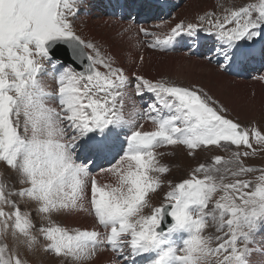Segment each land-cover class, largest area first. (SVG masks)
<instances>
[{
  "label": "snow or ice",
  "instance_id": "snow-or-ice-1",
  "mask_svg": "<svg viewBox=\"0 0 264 264\" xmlns=\"http://www.w3.org/2000/svg\"><path fill=\"white\" fill-rule=\"evenodd\" d=\"M82 7L83 0H0V162L14 173L0 172V264H26L3 242L8 229L23 236L29 247L37 242L35 224L17 198L38 202V211L46 214L94 212L104 233L39 229L48 241L46 251L75 264L93 261L105 244L124 264H250L253 252L264 251V241L257 239L264 224V174L245 191L249 181L224 184L221 177L217 183L211 173L220 169L200 165L196 171L206 173L202 179L193 175L183 180L166 193L165 203L143 214L151 207L148 193L162 184L149 173L168 171L154 149L183 144L195 150L222 141L252 149L249 130L222 115L226 109L196 84L179 86L143 75L133 84L122 67L113 66L115 57L105 56L74 31L70 17H78ZM207 23L200 27L180 21L163 39L145 28L139 31L156 36L150 47L166 49L179 43V37L228 68H242L258 54L264 56V44L257 49L264 42V0L231 11L223 22ZM60 45L71 50L70 60L57 59ZM46 76L55 86L45 83ZM130 89L141 98L152 95L146 114L155 130L125 134L126 126L135 128L125 113ZM131 111H141L134 101ZM254 136L264 144L261 131ZM241 155L250 153H234L233 176L253 171ZM220 161L217 156L216 164ZM92 169L113 174L117 183L98 186ZM89 187L90 207H85ZM217 191L224 195L213 202ZM209 219L227 232L222 237L203 235ZM213 239L219 241L215 248Z\"/></svg>",
  "mask_w": 264,
  "mask_h": 264
},
{
  "label": "rangeland",
  "instance_id": "rangeland-1",
  "mask_svg": "<svg viewBox=\"0 0 264 264\" xmlns=\"http://www.w3.org/2000/svg\"><path fill=\"white\" fill-rule=\"evenodd\" d=\"M132 7L134 4H137L139 1L140 3H143V0L135 1L131 0ZM129 1V3L131 2ZM156 1V0H154ZM160 6H163L164 9L167 11L169 9V16L167 15V12L160 8L155 11L153 14L152 11L147 12V9L141 10L136 13L131 12L129 13L130 17L134 19V21L131 18H128L127 15L124 16L125 22L132 25V32H129L128 29H130V26H127L123 24L121 21H118L119 23H122L121 25L117 24L115 21L116 19L123 20L124 18L119 15L120 10L118 7H109L108 2L102 7V8H110L114 13L113 14H105L102 15L96 12L94 7L88 8L84 10L82 8L78 14V17H70L73 21L74 31L77 35L81 36L83 40L86 41V43L91 42L94 43L99 50L102 53L101 46H104L103 44H99L101 38H107L110 41L112 40H118L117 48L122 46L123 41L125 43V46H122L123 53H119L116 51L115 57L117 53L118 58H121L124 65H127L125 70L128 71L129 67L139 68L140 66L143 67L146 64H141L139 66L137 60L141 62L140 57L137 59V55H141V53H148L151 51L154 52H161L163 54H185L186 58L191 57H197L203 60H206L207 63L213 64V66L217 69V71H220L224 74L227 73V70L224 69L226 66H221L218 64L216 60L209 59L210 53H208L205 49H201L202 53L201 55H198L195 51L198 49L195 47H185L184 51L182 50H167L168 48H160V47H150V44L155 41L156 36L152 35H145L144 33L141 34V38H144L142 40L139 36V40L135 42L134 38L138 35V29L140 25H146V29L150 30L152 33H156L157 36H159L161 39L166 37L171 29L175 27L177 23L180 21H183L185 24L188 23H194L197 24L200 27H207L208 20H212L215 22L217 19H219L221 22H223V18L228 15L231 11H236L240 7L246 6L248 4L258 3L259 0H157L156 1ZM162 2V3H161ZM175 4V5H173ZM176 4L178 6H176ZM173 5V6H172ZM171 6V7H170ZM170 7V8H169ZM90 12H88V11ZM139 12L141 13L139 15ZM206 13H210L211 15L206 16L204 21H201L199 19L200 16L205 15ZM126 14V13H125ZM255 15V13L253 14ZM124 22V21H123ZM91 23L93 25V28H91L88 24ZM140 24V25H139ZM161 25H164L161 27ZM234 24H228L226 27H234ZM150 32V33H151ZM137 33V34H136ZM202 35H207L206 33H201ZM130 36V37H129ZM133 39H132V38ZM148 37H151L150 39ZM149 41H148V39ZM125 39V40H124ZM127 39V40H126ZM177 40L179 41L180 38L178 37ZM141 41V42H140ZM117 42V41H115ZM114 42V43H115ZM122 42V43H121ZM132 43V44H131ZM141 43L143 45H141ZM180 43V41H179ZM128 44V46H127ZM130 44V45H129ZM177 44V42L175 43ZM140 45L142 46L141 50L136 54L135 61L131 58L133 54L129 55L128 48H140ZM100 46V47H99ZM88 54L95 56V52L93 49L87 48ZM167 50V51H166ZM105 55V53H102ZM106 56V55H105ZM110 56H112L110 54ZM115 59V62L117 61ZM124 59V60H123ZM168 59V58H166ZM166 59H157V65H152L153 62H150L149 65L152 67L147 68L145 73L147 75L153 76L154 73L159 72L161 77L159 79H165L166 81L170 83H175L179 86H189L190 84H196L198 87H202V84L198 82H192V80H196L199 76V79L201 77V68H188L185 67H178V65L174 64V67L170 64H163V61ZM130 66L127 63L128 61H131ZM188 60V59H186ZM145 61V60H143ZM121 62V63H122ZM134 62V65L131 64ZM156 62V61H155ZM162 62V63H161ZM117 65L114 67H122L120 63H116ZM209 64V65H211ZM148 66V67H150ZM101 71H105V69L102 66H99ZM224 67V68H222ZM131 70L132 72H126L127 75H129L130 79L132 80L133 84L135 83V77L136 74L133 73L136 71V69ZM181 68H183L181 70ZM151 69V70H150ZM176 71L181 74L177 75H170L169 73ZM166 74V75H164ZM181 75V76H180ZM228 75V74H227ZM230 79L226 81H222L220 85H222L221 94L226 97H230V99L237 100V106L235 111H232L231 109H227L226 112H221L222 115H226L228 119H232L234 122L240 124L245 129L249 130L250 133V143L252 144V149H249L245 145H231L229 142H221L220 145H207V146H201L200 148H197L195 150H190L187 148V146L183 144H176V146H171L168 149V153L163 157L159 158V163L162 165L165 164L167 168H172V170H168V175L166 173L159 174L160 179L163 181L161 184V187L159 189H156L154 192H149L148 197H151L150 199V208H145L143 210L144 215L151 214V209L154 207H158L161 202H163L166 196V193L172 188H174L178 183H181L185 179H191L193 178V175H195L197 178H203L205 176V172L199 171L197 172L196 169L200 167V165H204L205 168L212 167L215 165L216 168H219V172H212L211 174L216 176L217 183H220V178L223 177V183H234L237 179H244L249 181V188L245 189V191L251 190V188L258 183V178L264 174V144H258L256 142L254 131L259 130L262 134H264V74L262 76H259L258 78L252 77V76H242L241 75H233L230 73L229 75ZM203 80H210V77H208L206 74L202 76ZM214 77L216 78V75L214 74ZM147 78V77H145ZM151 79V77H149ZM153 80H155L153 78ZM212 83H216L213 78L210 80ZM48 83H53L48 79ZM54 85V84H53ZM203 88V87H202ZM216 90V94L219 95V90ZM132 89H130L131 94V100L126 99L125 104L128 109H132V102H135L136 107H138V104L140 101L144 100L147 96L144 95L142 98L135 95L134 91L132 93ZM206 91V90H205ZM208 95H212L208 91H206ZM132 94L134 96H132ZM212 97V96H211ZM137 98V99H136ZM215 100V99H213ZM129 101V102H128ZM132 101V102H131ZM217 101V100H215ZM240 101V102H239ZM242 101V102H241ZM128 102V103H127ZM217 104L222 106V104L217 101ZM130 105V107L128 106ZM216 107L217 105H213ZM125 107V108H126ZM140 108V107H138ZM243 108H247L246 111L243 110ZM256 110V113H252V111ZM149 121H146V123ZM255 149V152L252 150ZM243 153V152H249L250 155L248 156H240V160L244 162L245 167H250L253 169L251 172L244 173L240 176H233L231 173L234 171H237V164L235 161L234 153ZM221 157V161L219 164H216L215 160L216 157ZM161 161V162H160ZM0 172L5 173L6 176H13L14 173H12L8 168H6L5 164L3 162H0ZM153 172V171H152ZM108 178L114 179L116 178L113 174L107 173ZM154 174H157L154 172ZM105 173H101L99 178L97 179L98 186H104V185H112L110 182H106L104 180ZM18 186V185H17ZM222 195H224L223 192L217 191L213 197V202L216 199H219ZM25 199L27 201H25ZM19 200L21 203V210L22 212H25L28 214V212L31 210V206L28 205V203L31 200H28L27 198H23ZM33 204L35 201H32ZM239 202V200H237ZM213 204L209 205V208H212ZM42 216H30L32 221H34V224L37 225L33 229V234L37 236V242L35 245L34 251H30L28 249H24L22 239H24L23 236H20L17 234V236L12 235V229H8L7 234L4 236V240L8 247H10V252L16 255L15 247L19 249V258L26 262L34 264V261H45L46 259V245L48 241L44 237L43 233L39 231L41 228H47V221L45 217H50V214H43ZM81 215L86 216V213L83 211ZM80 215V216H81ZM228 217H226L227 219ZM80 220V219H79ZM80 223L81 225H87L88 222H85L83 218H81ZM40 224V225H39ZM39 226V227H38ZM74 229V228H72ZM227 232V228L225 227L223 231L218 230L217 223L212 221L211 219L208 220L206 227L204 229L203 235L205 236H213L222 237L224 233ZM257 239L260 241H264V224L261 225V228L259 232L257 233ZM219 241L213 239L212 241V247L215 248L218 246ZM262 247H264V244H262ZM18 253V252H17ZM49 254L52 257H56L57 255L53 252H49ZM254 255L256 256H263L262 257V264H264V251L261 252H253L252 255L249 257L251 258L250 264H255ZM213 257H210L209 259H212ZM114 260V258H112ZM112 259L108 260V264H113ZM53 261V259L51 260ZM66 262V263H65ZM53 264H75V262L71 258L66 257H60L58 258ZM89 264V262H87Z\"/></svg>",
  "mask_w": 264,
  "mask_h": 264
},
{
  "label": "bare ground",
  "instance_id": "bare-ground-1",
  "mask_svg": "<svg viewBox=\"0 0 264 264\" xmlns=\"http://www.w3.org/2000/svg\"><path fill=\"white\" fill-rule=\"evenodd\" d=\"M88 9V8H87ZM99 13V12H98ZM120 20V19H119ZM119 20H117L116 19V23L117 24H119V25H121L122 23L123 24H125V25H127V26H130L131 28L130 29H128L129 30V32H132V30H134V28H132V25L131 24H129L128 22L126 23L125 21L124 22H122V23H119L118 21ZM91 28H93V25L91 24V23H89L88 24ZM162 26H164V25H161V27ZM147 28L146 27V25L144 26V25H140L139 26V28ZM151 30V29H150ZM149 29H148V31L149 32H151ZM143 32H141V31H139V29H138V35L137 36H135V38H134V40H135V42L136 41H138L140 38H141V34H142ZM152 33V32H151ZM137 34V33H136ZM143 35V34H142ZM139 36H140V38H139ZM150 36V35H149ZM130 37V36H129ZM132 38V37H131ZM149 39L151 38V37H148ZM147 38V39H148ZM133 39V38H132ZM142 40H144V38H141ZM149 39H148V41H149ZM125 40V39H124ZM127 40V39H126ZM115 41H117V42H115ZM115 42V43H114ZM141 42V41H140ZM181 42V41H180ZM117 43H118V40H109V39H107V38H101V40H100V42H99V44H103L104 46H101V48H102V53H105V55L106 56H108V55H112L113 57H115V53H116V51L117 52H119V53H123V51H122V46H125V43H124V41H123V44H122V46L120 47H118L117 48ZM122 43V42H121ZM176 43V42H175ZM132 44V43H131ZM130 45V44H129ZM141 45H143L142 43H141ZM140 45V48L138 47L137 49L136 48H128V50H129V52H128V54L129 55H131V54H133V56H131V58L135 61L136 59H134L135 58V56H136V54L139 52V50H141V48H142V46ZM127 46H128V44H127ZM100 47V46H99ZM118 53H117V55H116V57H115V59H117V57H118ZM120 56V55H119ZM139 57H140V60H141V62H139L138 60H137V62H138V64H139V66L141 65V64H146V68H145V65L143 66V67H139V68H134V67H129L128 68V71L129 72H132L131 70H133V68H134V70L136 69V71H134L133 73H135L136 74V76L137 75H143V76H145V77H147L148 79H149V77H151V79H158L159 77H161L160 75V73L159 72H156V73H154V75L153 76H151V75H147L146 73H145V71H146V69L147 68H151L152 67V65H154V64H156L157 65V59L158 58H161V59H166V58H168V59H166L165 61H163V64H165V65H167V64H170L171 66H173L174 67V64H176V65H178V67L180 66V67H183L184 69H185V67H188V68H201V72L199 73V74H201V77H200V79H199V76L200 75H198V78L196 79V80H192V82L194 83V82H198V83H200V84H202V87L204 88V90H206V91H208L209 93H211L223 106H226V107H228L229 109H231L232 111H235L236 110V108L237 107H239V105L237 106V100H235V99H230V97H226V96H223L222 94H221V89H222V85H220L221 84V82L222 81H226V80H228V79H230V78H232V77H230L229 75H227V74H224V73H222V72H220V71H217V69L213 66V64H211V63H207V61L206 60H203V59H200V58H197V57H191V58H186L185 57V54L183 53V54H172V53H170V54H163V53H159V52H154V51H151V52H148V53H141V55H137V59H139ZM122 58V57H121ZM121 58H118L117 59V61H116V63H120L121 65L123 64V62H122V60H121ZM142 58V59H141ZM186 59H188V60H186ZM124 60V59H123ZM133 60H131V61H128L127 63L129 64V66H130V63L133 61ZM143 60H145V61H143ZM149 60H150V62H153L152 63V65L150 66L149 65ZM156 61V62H155ZM122 62V63H121ZM130 62V63H129ZM116 63H114V65L113 66H116L117 64ZM162 63V62H161ZM209 64H211V65H209ZM132 66L134 65V62L131 64ZM126 66L127 65H124L123 64V66H122V68L125 70V69H127L126 68ZM148 66H150V67H148ZM183 68H181V70L183 69ZM151 70V69H150ZM127 70H125V72H128ZM182 73V72H181ZM181 73H179V72H176V71H173V72H171V73H169L170 75H175V74H177V75H179V74H181ZM207 75L208 77H210V80H211V78H213L214 80H215V82L216 83H212L210 80H206V81H204L203 80V75ZM214 74L216 75V78L214 77ZM164 75H166V74H164ZM181 76V75H180ZM45 83L46 84H48V85H51V83H48V79H45ZM215 89H218L219 90V95L218 94H216V90ZM132 93H133V91H132ZM132 96H134L133 94H132ZM213 98V97H212ZM137 99V98H136ZM129 102V101H128ZM127 102V103H128ZM132 102V101H131ZM240 102V101H239ZM242 102V101H241ZM132 105V104H131ZM129 107H130V105H128ZM132 107V106H131ZM127 108V107H126ZM243 110L244 111H246V113H247V108H243ZM252 113L254 114V113H256V110L254 111H252ZM154 128V124H152L150 121L149 122H147V123H145V125H144V127H143V129H144V131H146V130H149V131H151L152 129ZM81 213H82V211H79V212H74V213H67L68 215H69V217H67V219H66V223H70V225H72V226H80L82 223H80V221H81V218H83V220L85 221V222H90L91 223V225L95 228V229H99V224H98V220L96 219V217L93 215V214H91V213H88V214H86V216H83V215H81ZM61 215L62 216H64L65 214L64 213H61ZM81 215V216H80ZM37 217V216H36ZM32 218V217H31ZM80 219V220H79ZM33 223H34V221H33ZM38 223V222H37ZM37 223H36V225H37ZM35 225V226H36ZM40 225V224H39ZM39 227V226H38ZM81 230H86L85 228H82ZM103 249H99L98 248V250H97V252H99V251H102ZM111 259V255L107 252V251H105L104 253H98L97 254V257L96 258H94V260L93 261H89V264H100V263H102V262H104V261H107V260H110ZM113 260V259H112Z\"/></svg>",
  "mask_w": 264,
  "mask_h": 264
},
{
  "label": "water",
  "instance_id": "water-1",
  "mask_svg": "<svg viewBox=\"0 0 264 264\" xmlns=\"http://www.w3.org/2000/svg\"><path fill=\"white\" fill-rule=\"evenodd\" d=\"M59 47L62 49V53L57 58H60L61 60L65 61L70 60L71 50L67 48V45H60ZM84 62L86 64L88 61L85 59Z\"/></svg>",
  "mask_w": 264,
  "mask_h": 264
}]
</instances>
